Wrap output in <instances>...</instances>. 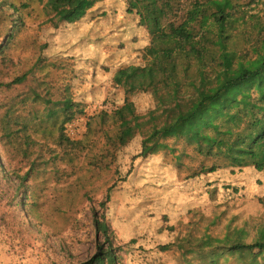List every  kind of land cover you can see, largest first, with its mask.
<instances>
[{
	"label": "trees",
	"instance_id": "trees-1",
	"mask_svg": "<svg viewBox=\"0 0 264 264\" xmlns=\"http://www.w3.org/2000/svg\"><path fill=\"white\" fill-rule=\"evenodd\" d=\"M3 5L17 9L16 3L0 1L1 12ZM126 11L135 26L124 19L113 24L110 33L84 36L79 43L103 42L106 50L111 48L108 43L121 49L130 40H119L115 31L126 38L133 37V28L147 31L149 41L133 49V54L140 59L146 77L140 90L148 94L152 105L145 115L134 117L135 126L148 128L141 129L139 147L125 171L117 164L123 133L122 119L116 113L102 110L90 116L80 140L64 134L66 139L55 138L60 151L49 149L50 157L41 152L47 143L36 141L38 149L29 168L16 175L18 191L26 195L18 205L26 206L36 220L43 218L46 190L30 189L26 182L42 180L44 175L61 181L70 173L62 170L59 162L73 164L83 158L97 168L115 164L116 181L107 189L109 199L114 190L131 180L137 170L135 163L159 160L153 186L166 192L187 191L198 182L212 202L221 198L226 205L238 194L234 175L249 166L264 171V159L259 161L256 150L264 143V0H126ZM70 58L69 51L62 49L53 53L48 63L62 74L55 105L47 94L51 87L35 75V65L15 77L18 83L30 76L35 79V102L44 105L36 109L37 120L54 118L55 106L65 113L76 108L73 88L77 79ZM92 61L97 63V59ZM100 66L108 65L102 62ZM57 123L55 119L38 130L44 137L49 133L55 136ZM49 164L53 166L50 170L46 168ZM226 173L233 177L226 179ZM162 174L168 180L164 181ZM73 208H77L74 198L63 213L59 207L57 212L70 221ZM218 221L215 217L204 227L193 226L195 220H191L186 233L168 227L171 236L157 242L153 236L133 237L125 245L127 254H138L140 264H166L168 251H175L182 264H264V226L250 228L232 221L224 226V232L215 233L210 226ZM95 226L105 240L90 259L78 264H124L123 248L114 244L108 222L96 217Z\"/></svg>",
	"mask_w": 264,
	"mask_h": 264
},
{
	"label": "rangeland",
	"instance_id": "rangeland-1",
	"mask_svg": "<svg viewBox=\"0 0 264 264\" xmlns=\"http://www.w3.org/2000/svg\"><path fill=\"white\" fill-rule=\"evenodd\" d=\"M0 1L17 6L12 9L3 5L2 12L0 9V49L4 47L0 51V264L86 261L105 240L96 229V217L110 225L114 244L123 248L120 254L124 264H140L138 254H127L125 245L131 238L153 236L156 242L165 240L171 236V227L184 229L186 233L191 220H195L193 226L205 227L219 217L218 223L210 226L215 233L224 232V226L232 221L250 228L264 226V171L249 166L234 175L238 194L226 205L221 198L212 202L198 182L187 191L166 192L153 186L151 181L159 160L148 159L135 163L137 170L131 180L114 190L109 199L107 189L116 181L115 164L97 168L83 158L73 164L59 162V167L70 173L61 181L44 175L42 180L31 178L26 182L30 189L33 186L46 190L42 197L43 218L36 220L30 216L26 206L18 205L26 195L18 191L16 175H23L29 168L38 140L47 143L41 152L50 157L49 149L60 151L55 138L66 135L80 140L87 131L90 116L102 110L116 113L122 119L123 133L117 164L124 171L128 169L131 155L139 147L140 131L148 128V125L136 128L134 117L139 113L145 115L152 107L148 94L140 90L146 77L139 66L140 59L133 54V49L147 44L149 35L142 27L136 31L133 28L131 38L115 31L113 35L119 40H130L121 49L108 43L106 46L111 48L106 50L103 42L79 43L84 36L110 33L112 25L124 19L135 26L134 19L127 14L126 0ZM62 49L72 57L69 61L77 79L73 88L76 108L65 113L55 106L54 118L40 121L36 119V109L44 105L35 102V79L30 76L21 83L14 79L35 65V75L51 87L47 94L55 105L62 74L58 67L48 63L53 53ZM89 57L97 59V63L92 58L88 60ZM102 62L108 66H100ZM55 119L58 120L55 132L52 131L55 136L49 133L44 137L38 129ZM256 150L259 161H263L264 143L256 146ZM50 167L53 166L46 165L48 170ZM160 177L168 180L164 174ZM224 177L231 179L233 175L226 173ZM170 192L174 194H164ZM15 193L19 196L15 197ZM73 198L77 208L69 210L72 216L67 221L57 210L63 213ZM165 263L182 264L175 251L165 253ZM230 264L239 263L230 261Z\"/></svg>",
	"mask_w": 264,
	"mask_h": 264
}]
</instances>
